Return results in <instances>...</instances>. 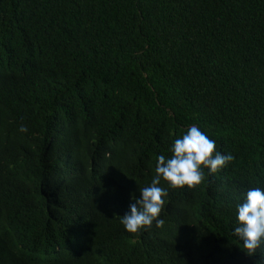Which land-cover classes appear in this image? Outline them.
I'll return each instance as SVG.
<instances>
[{"label": "trees", "instance_id": "1", "mask_svg": "<svg viewBox=\"0 0 264 264\" xmlns=\"http://www.w3.org/2000/svg\"><path fill=\"white\" fill-rule=\"evenodd\" d=\"M193 124L235 159L129 233ZM257 187L264 0H0V264H264L233 234Z\"/></svg>", "mask_w": 264, "mask_h": 264}, {"label": "clouds", "instance_id": "2", "mask_svg": "<svg viewBox=\"0 0 264 264\" xmlns=\"http://www.w3.org/2000/svg\"><path fill=\"white\" fill-rule=\"evenodd\" d=\"M19 130L26 132L27 128L21 125ZM234 159L231 153L218 152L215 141L193 124L186 134L174 140L171 158L158 157L151 184L139 189V199L132 196L130 213L123 215L120 222L133 234L150 229L154 222L156 227L162 228L164 220L159 217L168 195L160 186L162 180L172 188H194L205 180L203 169L215 174ZM237 221L233 234L243 242V251L255 256L264 246V189L248 190L245 202L237 205Z\"/></svg>", "mask_w": 264, "mask_h": 264}]
</instances>
